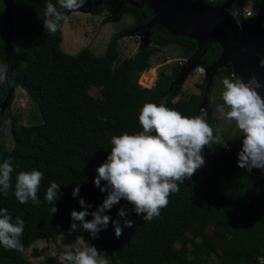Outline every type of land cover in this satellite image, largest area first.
I'll return each instance as SVG.
<instances>
[{"label": "trees", "instance_id": "trees-1", "mask_svg": "<svg viewBox=\"0 0 264 264\" xmlns=\"http://www.w3.org/2000/svg\"><path fill=\"white\" fill-rule=\"evenodd\" d=\"M131 1L139 0H92L90 10L106 11L111 21L131 16L130 29L154 18L153 9L146 4L137 7ZM225 1L205 0L211 5ZM248 1H232L231 10L236 18L245 19ZM49 2L55 4L57 0H13V26L8 29L0 0V64L9 65L2 81L0 132L10 118L13 138L10 150L0 145V163L11 158L15 167L12 189L7 196L0 192V208L8 209L13 222L16 217L25 221L21 237L24 247L67 233L73 223L72 211L83 210L81 198L92 205L90 213L103 203L107 191L101 192L100 187L107 182L101 180L100 187L94 184L97 169L107 160L112 136L142 131L139 112L145 103L164 104L189 117L201 116L206 94L207 79L200 84L199 93L175 100L181 83H176L174 74H161L151 88L138 84L140 74L151 68V57L158 46L178 44L183 58L189 59L197 49L196 40L157 25L149 31V44H141L130 58H122L118 50V40L128 35L130 29L115 33L101 56L88 47L69 54L60 48L64 23L55 34L48 33L44 26L45 5ZM253 2L258 13L264 0ZM57 8L64 11L58 4ZM262 24L264 27V16ZM221 52L219 43L210 44L199 64L211 65ZM218 72L242 80L233 73L230 61ZM213 85L214 79L208 86L204 107L208 123L212 116L209 93ZM17 86L37 105L39 123L23 125L14 116L11 104ZM91 86L100 88V99L90 94ZM241 135L238 130L224 138L230 151L220 145L205 147L202 153L205 164L190 180L179 184V191L170 195L167 207L151 221H145L146 213L137 214L135 206L124 199L105 213L112 221H119L122 228L119 237L111 221L101 228L98 238L75 221L89 245L97 247L101 254L109 253V264H260L258 258H264V186H261L264 170L254 168L248 172L238 166ZM32 169L44 173L38 192L41 203L21 204L14 195L16 174ZM52 181L60 184L53 201L55 213H51L53 205L45 200ZM78 184L80 192L74 197L72 193ZM121 208L125 209L123 217L119 215ZM86 219L91 220L92 216ZM129 220L133 221L131 227L125 224ZM208 227H212L216 236L211 242L205 241ZM0 264L31 263L20 251L0 246Z\"/></svg>", "mask_w": 264, "mask_h": 264}, {"label": "clouds", "instance_id": "clouds-1", "mask_svg": "<svg viewBox=\"0 0 264 264\" xmlns=\"http://www.w3.org/2000/svg\"><path fill=\"white\" fill-rule=\"evenodd\" d=\"M86 3V0H57L45 5L43 23L48 33L55 34L62 28V22L68 20L67 13L77 11ZM57 4L60 11L57 8ZM230 14H236L230 11ZM252 13H249L251 16ZM237 25L242 24L237 20ZM264 67V59L260 60ZM8 64H0V76H7ZM222 104L216 110L228 122H235L243 136L242 147L238 153V166L251 172L254 168L264 170V96L259 88L264 87L253 75L247 82L225 77L222 81ZM227 108V110H225ZM104 120L107 118L104 117ZM139 123L142 131L111 137V151L106 162L102 163L97 171L98 176L94 184L100 187L101 180L107 182L100 187L101 192L107 191V196L97 209L89 212L91 204L81 198L79 200L83 210H73V223L70 231H75L79 221L83 229L93 237L101 228H106L111 221L115 227L116 236L122 234L119 221H112L105 214L122 199L135 206L137 214L146 213L145 221L158 217L163 208L169 204L171 194L179 191V184L191 177L205 164L203 149L212 144L223 146L229 151V144L222 135L214 134L220 131L215 129L206 119L197 116H185L180 111L169 108L164 104L148 102L139 112ZM15 167L11 158L0 163V192L7 196L12 189V174ZM44 173L38 169L19 171L15 180V198L21 204L29 201L33 205L41 203L38 192ZM60 184L52 181L47 187L45 200L52 204L51 213L57 212L53 204ZM80 192L79 184L73 190L75 197ZM0 246L8 250L23 251L21 237L25 230V221L13 217L7 208H0ZM89 215L91 220L86 219ZM119 215H125L121 208ZM131 227L133 221L125 222ZM58 260L61 264H109L101 256V251L93 246L60 252ZM264 264V258H258Z\"/></svg>", "mask_w": 264, "mask_h": 264}, {"label": "rangeland", "instance_id": "rangeland-1", "mask_svg": "<svg viewBox=\"0 0 264 264\" xmlns=\"http://www.w3.org/2000/svg\"><path fill=\"white\" fill-rule=\"evenodd\" d=\"M245 8L252 9L256 12L257 5L253 0H249ZM63 23L62 33L64 39L62 38L60 48L64 52L76 54L81 49L88 47L95 55L101 56L104 54L110 38L115 33L130 29L133 18L124 15L116 21H111L108 19L106 11L93 13L89 9H79L70 12L68 20ZM141 44V38L134 32V29H130L128 35L118 40L120 56L122 58L133 57ZM150 62L151 68L141 73L138 79V84L142 87L147 86L146 88L153 87L161 74H174L177 76L181 67L186 64L187 59L183 58V50L178 44H169L166 46H158ZM225 77L236 80L233 74L227 75L217 70L214 76L213 88L209 93L212 105V116L209 124L213 126L214 130L217 128L220 129L218 133L214 132V134L222 135L223 139L230 137L234 132L238 131L235 122L226 121L222 114L216 110L217 105L223 103L221 94L224 90L222 81ZM205 79L204 74L195 71L188 73L181 83L180 93L176 96L175 100L178 98L187 99L191 94L199 93L201 90L200 84ZM2 81L3 76H0V103L3 96ZM89 92L95 98H101V90L99 87L91 86ZM13 93L14 100L11 104V109L14 116L19 119V122L23 125L39 123L41 119L37 105L28 97L27 93L20 86H17ZM2 108L3 104L0 105V110ZM201 109L203 110L201 117L205 119L204 107L202 106ZM10 123L11 119L9 118L4 122L0 132V145L5 150H10L13 147ZM215 145L212 144L211 147ZM75 223L77 224L75 231H70V226L67 233L59 235L56 238L39 239L25 246L23 251H20L21 255L31 264H61L57 258L60 252L89 246V241L81 232L79 224L77 222ZM205 231L207 233L205 241H214L216 236L213 233L212 227H208ZM176 246L179 247L178 244ZM101 256L109 262V253L103 252ZM66 263L64 262V264Z\"/></svg>", "mask_w": 264, "mask_h": 264}, {"label": "water", "instance_id": "water-1", "mask_svg": "<svg viewBox=\"0 0 264 264\" xmlns=\"http://www.w3.org/2000/svg\"><path fill=\"white\" fill-rule=\"evenodd\" d=\"M1 1L4 4L9 29L13 26L14 20L13 0ZM232 1L226 0L219 5L207 4L205 0L131 1L137 7L146 4L156 12L150 22L134 28V32L141 38L143 45L149 44V31L157 25H164L174 34L188 36L197 41V49L176 76L177 84L182 83L185 76L198 66L210 44L217 42L221 45L220 57L206 67L207 84L203 107L209 92L208 86L212 83L217 70L227 61L231 62L234 73L241 76L245 82L255 75L264 85V67L260 66V60L264 59V27L262 25L264 6L255 18L238 19L230 14ZM91 7L92 0H86L81 9L90 10ZM237 20L241 22L242 28L237 25ZM258 91L264 96V87L259 88ZM261 186H264V181L261 182Z\"/></svg>", "mask_w": 264, "mask_h": 264}, {"label": "built area", "instance_id": "built-area-1", "mask_svg": "<svg viewBox=\"0 0 264 264\" xmlns=\"http://www.w3.org/2000/svg\"><path fill=\"white\" fill-rule=\"evenodd\" d=\"M249 13H252V15L249 16ZM256 15H257V12L253 11L252 9L247 8V9L244 10V18H245V20H251L252 18H255ZM193 71L198 72L200 74L206 75V67H203L200 64H198V66Z\"/></svg>", "mask_w": 264, "mask_h": 264}]
</instances>
